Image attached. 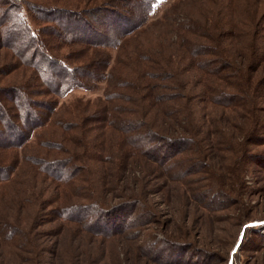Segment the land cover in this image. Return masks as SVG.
Listing matches in <instances>:
<instances>
[{
  "label": "rangeland",
  "instance_id": "1",
  "mask_svg": "<svg viewBox=\"0 0 264 264\" xmlns=\"http://www.w3.org/2000/svg\"><path fill=\"white\" fill-rule=\"evenodd\" d=\"M53 8L80 11L107 46L68 37L40 14ZM0 10V170L11 172L0 177V264H167L153 254L164 241L183 250L171 264H227L250 224L238 264H264V0H158L150 15L139 0H0ZM18 11L84 87L42 81L24 41L6 35L3 18ZM140 122L191 147L159 164L127 142L123 126ZM76 206L119 212L128 227L94 234L64 215Z\"/></svg>",
  "mask_w": 264,
  "mask_h": 264
},
{
  "label": "trees",
  "instance_id": "2",
  "mask_svg": "<svg viewBox=\"0 0 264 264\" xmlns=\"http://www.w3.org/2000/svg\"><path fill=\"white\" fill-rule=\"evenodd\" d=\"M139 1L143 3V6L147 11V15L152 12V10L154 9V7L157 5L158 2V0H139ZM39 10H40V14L44 19L48 18L49 20L54 21V23H56L58 26L66 30L65 33L68 35V37H73V39H76L77 36L76 37L73 36L74 34V35H78V37L82 40L86 39L91 41L94 47L102 46V44L103 46H107L104 44L105 42H107V38L103 39V41L105 42H100L102 41V37H100V33L94 28V26L91 25L89 22L85 24L82 22L81 13H79L80 11H73L62 8H57V9L53 8L51 10L46 9L47 11L46 10L44 11L43 9H39ZM90 11L99 12V16L101 18H105V16L108 15L107 10H104L102 7H98V6H95V10L93 9ZM87 12L89 11L85 10L84 12L85 14H83L84 19H88V17L91 14V12L90 13ZM21 13H22L21 11H18L16 12V14L13 15L8 14L3 18V21L6 19L7 21H9V23H11V30L8 31L6 35L7 36L16 35L15 38L18 37L19 39L21 38L22 41H24V47L26 49H29V51L26 50L25 51L27 53L28 52L31 53L30 58L32 60L31 61L32 67L36 69L37 73H39V76L42 79V81H44L46 85H48L49 87L57 86L58 91L64 87H66L68 90L77 87H84L85 85L76 75V73H79L81 70L76 71V69L67 65L64 61H60L58 63L56 60L51 59L48 53H46L48 48L46 43L44 42V40L40 41V37H38V35L34 31H32L31 28L26 24V21L23 19ZM75 16H77L79 19ZM125 25H127V27H125ZM121 26L122 27H120V29L123 33H125L126 35H131L136 30L137 24H134L133 22H128L126 24H121ZM138 27L139 26H137V28ZM6 35H5V39L6 42H8ZM184 41H186L185 38ZM3 48H6V46H3ZM7 48H11V47L7 46ZM204 49L205 50L201 54V56L208 55L207 54L208 52H206L207 46H205ZM21 52H24V50H21ZM34 52H36V54ZM192 54H195L194 50L192 51ZM192 56L196 57L194 55ZM227 63L228 62L218 58V66H217L218 68L214 67L212 68V70L221 68V70L223 71L225 67H227L225 66ZM51 71L53 73V76L56 78V80H53V78L51 77L50 75ZM53 71H55L56 74ZM1 90H4V88H1ZM24 101H26L25 96H24ZM2 108L3 106L0 103L1 115H3ZM24 113H25V117L28 118L29 120L33 119L35 123L39 121L38 118L32 116L33 115L32 111L25 109ZM128 125H130V123H127L122 128L123 132L126 133L129 137L127 142H129L135 149H137L141 153V155H144L145 157L155 162H158L159 164L167 163L168 161L174 159L179 153L185 150H189V148L191 147V140L186 136H180L177 138L167 137L165 135H161L157 133L156 131L150 128L148 129L141 122L138 126H136V130L135 128H132V130H130L129 128H127ZM7 128H8L7 130L10 131V134L12 136L16 135L14 133L18 132L17 131L18 129L11 123L8 124ZM128 130L131 132H129ZM16 138L18 139L17 143H20L23 139V134H20V138L18 136L15 137V140ZM2 143H4V140L0 141V144ZM9 147H12V145ZM62 169H63L62 171H64L66 175L67 168H62ZM5 173L6 172L0 170V177H10L11 172L9 173V176H7V173L6 174ZM64 181H65L64 177L61 179L58 178L59 184L63 185ZM91 208L92 207H86V206L85 207L83 206L82 208L78 206L74 208L70 207L65 209L64 212L66 213L64 215L67 217L68 216L71 217L68 218L69 220H74L77 222L84 223L89 220L88 228H90L94 234L97 233V235L100 236L101 235L116 236V235H121L126 231L125 227H128L127 226L128 224L126 226H122L119 220H116L115 218L119 214V212H113L111 214H108L109 210H105L101 208L93 210ZM246 223L248 222H244L241 225V227ZM240 232L241 231L239 230L236 235V240L233 246L235 245ZM182 251L183 250L173 248L171 244L169 245V242L164 241L162 242L160 248L155 249V253L153 251V254L160 252L159 254H156L161 259L159 261L161 263L163 261H166L167 264H171L172 262H168V261L174 258L175 256L180 255V253H183ZM174 261L176 262V258L174 259ZM178 261L180 260L178 259Z\"/></svg>",
  "mask_w": 264,
  "mask_h": 264
},
{
  "label": "built area",
  "instance_id": "3",
  "mask_svg": "<svg viewBox=\"0 0 264 264\" xmlns=\"http://www.w3.org/2000/svg\"><path fill=\"white\" fill-rule=\"evenodd\" d=\"M252 227L253 226L250 224L242 228L239 237L237 238V241L230 252L227 264H238V257L240 255L241 248L245 242L249 229Z\"/></svg>",
  "mask_w": 264,
  "mask_h": 264
}]
</instances>
